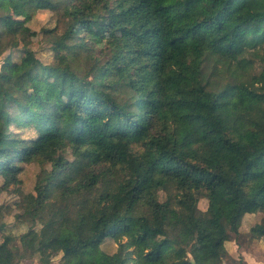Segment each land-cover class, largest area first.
Segmentation results:
<instances>
[{
  "label": "trees",
  "instance_id": "1",
  "mask_svg": "<svg viewBox=\"0 0 264 264\" xmlns=\"http://www.w3.org/2000/svg\"><path fill=\"white\" fill-rule=\"evenodd\" d=\"M16 1L0 6V20ZM21 9L26 21L55 14L40 41L64 65L0 29L3 186L22 183L25 164L40 166L34 209L17 215L27 231L0 218V264H97L111 240L114 264H224L227 234L256 213L251 232L264 237V0H26ZM97 31L120 33L123 47L97 48ZM52 79L69 94L24 115L35 83ZM125 169L129 178L100 188ZM81 198L91 208L67 220ZM174 209L196 243L167 227Z\"/></svg>",
  "mask_w": 264,
  "mask_h": 264
},
{
  "label": "rangeland",
  "instance_id": "2",
  "mask_svg": "<svg viewBox=\"0 0 264 264\" xmlns=\"http://www.w3.org/2000/svg\"><path fill=\"white\" fill-rule=\"evenodd\" d=\"M26 0H18L12 2L10 7L13 11V16L7 19L0 20V29L6 31L12 41L20 47H29L37 52V56L44 62L50 63L51 66H63L64 64L53 60L52 50L50 44L40 41L42 37V28L52 27L55 24V14L49 9H39L33 19L26 21L25 15L22 13V4ZM6 0H0V6H4ZM97 48L105 47L110 44L116 48L123 47V41L120 33H100L96 32L94 37ZM3 58V57H2ZM0 57V66L3 60ZM53 61V62H52ZM44 90V92H42ZM68 85L60 86L57 81L36 82L35 88L32 90L30 96L31 100L28 102V108L24 110V115H29L31 118L39 116L42 110L38 100L44 102L58 101L59 97H66L69 94ZM60 101V100H59ZM58 101V102H59ZM36 102V103H34ZM34 103V104H33ZM14 123L6 127V132L14 130ZM8 141H5V143ZM70 151L76 148L74 136H70L65 140ZM6 145H8L6 143ZM40 169L39 164L30 163L24 165V170L21 174L22 183L11 185L8 188L3 186V177L0 175V207H2L1 222L8 224L13 232L19 234L27 231V225L22 223L17 215H22L34 209V199L32 193L36 181V175ZM130 170L125 169L116 176L105 178L100 182L102 190L107 189L110 184H117L120 181L130 177ZM219 193L224 191L223 188L218 189ZM161 199H165V194L160 193ZM91 198L74 199L67 212V220H76L80 217L83 211L91 208ZM207 208V200L202 199L195 210L194 218L202 217L203 211ZM263 219L262 213L248 214L244 216L242 225L240 227V235L234 232L227 234L226 247L228 254L225 257L224 264H264V237L251 232V228L257 222ZM167 227H177L186 237L196 243L194 231L191 226V221L184 215L180 214L176 209L171 210L166 215ZM1 239V233H0ZM198 245L193 244L190 248L192 256L195 253ZM106 252L100 251L97 255V264H114L115 257L111 253L116 249L115 243L112 240L103 246ZM60 258H54L51 264H59ZM21 264H38L37 257L23 258Z\"/></svg>",
  "mask_w": 264,
  "mask_h": 264
}]
</instances>
